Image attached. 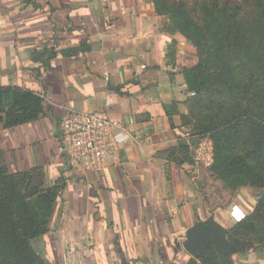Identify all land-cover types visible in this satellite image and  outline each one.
Wrapping results in <instances>:
<instances>
[{"label": "crops", "instance_id": "crops-1", "mask_svg": "<svg viewBox=\"0 0 264 264\" xmlns=\"http://www.w3.org/2000/svg\"><path fill=\"white\" fill-rule=\"evenodd\" d=\"M166 22L152 0H0V86L43 98L36 119L0 127V150L13 171L40 165L49 184L65 177L42 236L52 261L162 263L158 240L174 232L179 201L192 196L181 194L184 164L161 153L183 135L189 92L180 69L191 65L179 60L183 40ZM172 38L178 49L171 61ZM65 48L77 52L64 55ZM68 108L125 123L114 129L119 149L102 171L75 172L59 153Z\"/></svg>", "mask_w": 264, "mask_h": 264}, {"label": "trees", "instance_id": "trees-1", "mask_svg": "<svg viewBox=\"0 0 264 264\" xmlns=\"http://www.w3.org/2000/svg\"><path fill=\"white\" fill-rule=\"evenodd\" d=\"M152 2L154 12L167 17L164 28L168 33L179 32L197 49L207 48L220 56L231 50L242 51L263 80L258 90H249L250 85L245 82H235L232 91L221 74L209 69L204 60L180 69L187 92L194 93L184 101L187 111L181 115V121L185 126L195 119L193 133L207 135L211 141L210 170L231 190L243 186L264 189V15L245 24L227 8L203 1L197 20L183 0ZM76 52V48L61 50L64 55ZM175 52L173 47L166 54L171 61ZM219 83L225 84L227 90L221 89ZM163 108L167 115L171 114L166 105ZM42 112L43 98L39 95L19 87L0 86V126L29 122ZM190 136L178 135L175 145L161 151L163 157L179 166L191 163ZM0 160L4 162L0 166V264H45L31 241L48 231L55 204L66 184L65 177L42 187V166L10 170L2 150ZM261 206L264 192L257 200V207ZM250 227L237 223L235 231L228 232V239L238 244L235 235ZM186 264L234 263L209 243L198 259H190Z\"/></svg>", "mask_w": 264, "mask_h": 264}, {"label": "rangeland", "instance_id": "rangeland-1", "mask_svg": "<svg viewBox=\"0 0 264 264\" xmlns=\"http://www.w3.org/2000/svg\"><path fill=\"white\" fill-rule=\"evenodd\" d=\"M183 1L190 13L197 20H199L200 17V3L203 1H208L210 4L218 7L227 8L229 11L235 13L245 24L258 20L260 16L264 15V0ZM173 34L179 35L183 40L184 46L180 48L182 53L179 60L184 64H194L199 60H204L205 65L209 69L221 74L222 81H227L232 91L235 90V87L232 86L235 82L247 83L250 85L249 90H258L263 85V80L251 63H248L247 56L244 52L231 50L226 55L220 56L216 52L208 51L207 48L204 50L197 49L189 44L185 37L179 32ZM177 43L178 42L174 38L171 39L169 44L171 48H169V52H171L173 47L178 49ZM219 84L221 85V89L227 90L225 84ZM192 95L194 94L189 93L186 98L193 97ZM185 110L187 111L186 106ZM195 124L196 120L191 119V124L185 125V129L183 130V136L186 134L191 135L189 139L193 144L189 152L190 155H192V157L189 156L192 162L185 163V167L182 168L183 175L188 180L186 182L187 188L185 190L182 189L181 194L192 196L190 197V202L187 200L188 197L184 196V198L179 201L180 208H177L178 210L180 209L181 213H179L178 220L174 222L173 226L171 221L168 220V224L172 226L174 232L171 235H167L166 239L161 238L158 240L163 248L155 246V248H159L160 256L163 258L162 263L186 264L190 259H198L199 256H191L182 246L185 239V230L195 222H206L209 217H212L223 229H225L227 240H229L228 232H234L237 223L244 222L246 225H251L249 229L243 230L240 233L238 232L235 235V238L238 240V244L234 243L237 249L225 255L230 257L234 264H264V206L257 207L258 196L263 194L264 189L243 186L231 190L222 180L213 174L210 170L212 154L211 141L207 135H197V133H193V125L195 126ZM3 163L4 162L0 160V166ZM72 170L76 172V170ZM44 178L45 181L42 187L49 185V181H46L45 172ZM236 209L241 210L245 214L243 220H236ZM190 210H193V212H190ZM45 237L47 238V235ZM46 241L47 242H43L42 238H35L31 241L34 249L40 255L44 263L65 264L63 261L60 263L52 261L53 259L51 258L52 254L48 246V240ZM54 250L56 251L55 246L52 247L53 253ZM154 257L157 259V263L158 260L161 259L157 254H155ZM158 264H160V262Z\"/></svg>", "mask_w": 264, "mask_h": 264}, {"label": "built area", "instance_id": "built-area-1", "mask_svg": "<svg viewBox=\"0 0 264 264\" xmlns=\"http://www.w3.org/2000/svg\"><path fill=\"white\" fill-rule=\"evenodd\" d=\"M124 124L104 111L68 108L59 122V153L74 170L102 171L105 159L119 149L114 129ZM238 211L241 220L245 214Z\"/></svg>", "mask_w": 264, "mask_h": 264}, {"label": "water", "instance_id": "water-1", "mask_svg": "<svg viewBox=\"0 0 264 264\" xmlns=\"http://www.w3.org/2000/svg\"><path fill=\"white\" fill-rule=\"evenodd\" d=\"M212 242L223 254L235 251L237 246L227 240L226 231L212 217L206 222H195L185 230L183 248L193 257H198Z\"/></svg>", "mask_w": 264, "mask_h": 264}, {"label": "clouds", "instance_id": "clouds-1", "mask_svg": "<svg viewBox=\"0 0 264 264\" xmlns=\"http://www.w3.org/2000/svg\"><path fill=\"white\" fill-rule=\"evenodd\" d=\"M241 218V214L238 213L236 219L239 220Z\"/></svg>", "mask_w": 264, "mask_h": 264}, {"label": "snow or ice", "instance_id": "snow-or-ice-1", "mask_svg": "<svg viewBox=\"0 0 264 264\" xmlns=\"http://www.w3.org/2000/svg\"><path fill=\"white\" fill-rule=\"evenodd\" d=\"M239 213V211L237 210V212L235 213L236 217H237V214Z\"/></svg>", "mask_w": 264, "mask_h": 264}]
</instances>
